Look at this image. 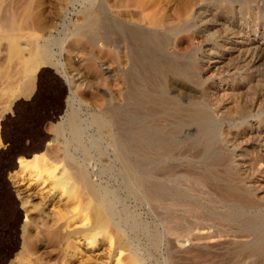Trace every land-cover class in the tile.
I'll return each mask as SVG.
<instances>
[{"label": "rangeland", "instance_id": "obj_1", "mask_svg": "<svg viewBox=\"0 0 264 264\" xmlns=\"http://www.w3.org/2000/svg\"><path fill=\"white\" fill-rule=\"evenodd\" d=\"M3 18L0 130L26 145L41 118L48 136L4 176L25 202L4 264H264V0H0ZM31 41L45 66L25 96ZM45 150L108 193L117 229L19 164Z\"/></svg>", "mask_w": 264, "mask_h": 264}, {"label": "bare ground", "instance_id": "obj_2", "mask_svg": "<svg viewBox=\"0 0 264 264\" xmlns=\"http://www.w3.org/2000/svg\"><path fill=\"white\" fill-rule=\"evenodd\" d=\"M4 18L1 19L0 21L4 20ZM9 20H10V18L8 19L6 17V19L4 20L5 25L3 24L8 29L11 25V23H9ZM151 22L153 24H159L160 23V21L157 19H152ZM3 25H1V26H3ZM13 27H14V25H13ZM11 28H12V26H11ZM1 30H0V32H1ZM28 46L31 47V52L29 50H27V51H29V53H32V54H31V58L25 63L24 68H22V73H23L25 79L21 82V86H20L21 94H23L25 96L29 91V87L31 86V74H32V72L33 71H39L42 67L45 66L44 50H41L35 41H31L28 44ZM13 47H14V45H13ZM19 55H20V53H19ZM40 82H42V81L39 80V82H38V90L43 87V86L40 87L41 85H43V84H40ZM50 83L55 85V88H54L55 93L54 94H55V100L58 103V101L62 95V92H63V88L61 86V83L59 82V80H56L55 78H53V76L50 77ZM14 92H15V90H13V89H7V91H6V93L8 95L13 94ZM37 96L38 95H36V96L34 95V98L32 97L33 98L32 102H34L32 104H35L36 99L38 98ZM32 104L31 105L27 104V105L23 106V108L28 109L29 107L32 106ZM15 109H17V108H15ZM53 111L54 112L52 115H49L47 113V115H49L47 120H53L54 118H56V114H58V112H55V110H53ZM43 120L40 118V121L38 120L39 122L38 123L36 122V124L34 125L35 126L34 133L33 134L31 133V135L26 136L28 141H29L28 144H26V145L20 144L21 146H17V143L19 144L23 139H20L19 136H17L19 139H16L15 137L12 136V134L9 131L7 132L5 130V132H4V129L3 130L1 129L2 132H1V139L0 140L3 144V148L0 151V236L2 238V241H1L2 243L0 244V264H4L6 262L7 258L12 254V251L15 249V247L18 244L19 224H20V220L22 217V212H24L23 208H25V202L19 197L20 195L18 196V194H16L17 192L15 193L12 190V188L6 182L7 180H5L4 176L6 175L7 171L13 167V165H14L13 160H14V157L17 155L16 151L18 149L23 153L24 156H29V155H32L33 153H36V152L42 150L43 142L48 137L39 128L41 126L39 124H42ZM1 126H2V124H1ZM7 127H8V125H7ZM72 135H73V138H75L77 135V130L74 127H72ZM54 136H55V134H54ZM21 138H23V137H21ZM44 152L45 153H42L40 155H34L30 162L25 161V159L21 160L19 158L20 159L19 164H22L23 167H28V166H30L29 165L30 163L31 164L33 163L34 165L41 163L40 166H41L42 170L46 171L49 176H53L54 186L58 187V188L64 187L65 193H66L68 198H70L71 195H74L76 193V187H75L74 183L79 184L80 187H82L83 189H85L87 191V194L90 196V199H91L90 201H87V202L85 201V204L82 208V211H85L86 213L83 214V212H81L83 214V215L81 214L82 220L86 219L87 210H89L88 213L90 214L91 218L88 216L87 219H89V218L91 219L90 221H91L92 228H95V229L99 230L101 233L106 234L108 232V230H110L111 227H113L112 221H111L112 207H111L110 203L108 202L107 195H106L108 193H105V192L101 191L99 188H96L94 186V184L90 181L91 179L87 178L84 175L85 173L82 174L79 171V169L74 166V164L72 163V159H70V157L66 153L61 152V154H60L61 156L59 157L58 155L49 154L47 152V150H45ZM46 156L51 158V160L54 164H52V165L43 164L42 161L44 160V158ZM63 158L66 160V162H64ZM61 160H63L62 162L64 163V165L62 164V166H60V172H58L59 174L56 173L57 176H55L54 172H55L56 168H58L55 163H58ZM77 193H79V192H77ZM24 194H26V193H24ZM66 195H65V197H66ZM77 196L80 198V195L77 194ZM72 198H73V196H72ZM78 208H79V205H78ZM25 211H26V209H25ZM24 216L26 217L27 215H24ZM58 219L60 220L61 218L59 217ZM55 221H58V220H55ZM113 228L117 229L115 227H113ZM68 237H69L68 233H67V235H63L64 242L67 241ZM122 240H123L122 235L118 234V244L119 245L121 244ZM65 244H68V242H66Z\"/></svg>", "mask_w": 264, "mask_h": 264}]
</instances>
